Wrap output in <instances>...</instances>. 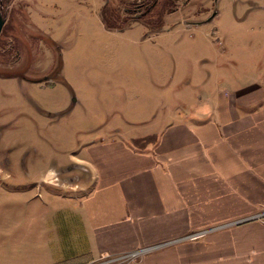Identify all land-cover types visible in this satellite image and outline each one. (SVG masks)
<instances>
[{
	"label": "crops",
	"instance_id": "0c3cea01",
	"mask_svg": "<svg viewBox=\"0 0 264 264\" xmlns=\"http://www.w3.org/2000/svg\"><path fill=\"white\" fill-rule=\"evenodd\" d=\"M204 35L211 43L200 77L183 84L188 96L171 72L157 77L152 97L130 95L121 121L72 156L79 177L24 192L18 264H92L218 226L124 264H264L263 48L235 62L215 44L217 29Z\"/></svg>",
	"mask_w": 264,
	"mask_h": 264
},
{
	"label": "rangeland",
	"instance_id": "374dc122",
	"mask_svg": "<svg viewBox=\"0 0 264 264\" xmlns=\"http://www.w3.org/2000/svg\"><path fill=\"white\" fill-rule=\"evenodd\" d=\"M103 8L123 32L104 27ZM0 13V264L24 255V192L79 177L72 156L121 121L130 95L152 97L157 77L171 72L177 95L188 96L183 84L200 77L211 43L205 33L217 29L228 60L254 61L255 48L264 58V0H0ZM101 259L92 264H111Z\"/></svg>",
	"mask_w": 264,
	"mask_h": 264
},
{
	"label": "built area",
	"instance_id": "2783aa9c",
	"mask_svg": "<svg viewBox=\"0 0 264 264\" xmlns=\"http://www.w3.org/2000/svg\"><path fill=\"white\" fill-rule=\"evenodd\" d=\"M263 219H264V212L262 213ZM223 226H218V227H213V228H208V229H204L202 231H198V232H194L188 235H185L183 237L174 239V240H170V241H166V242H162V243H158V244H154L151 246H147V247H140L138 249H135L134 251L125 253V254H121V255H117V256H113V257H108L106 258L107 260H105L104 263H114V262H130V261H135L139 258H141L142 256H144L147 253H150L152 251L167 247V246H171L174 245L176 243L179 242H183V241H195L198 239L203 238L206 234L221 229ZM99 264H103L102 262H100Z\"/></svg>",
	"mask_w": 264,
	"mask_h": 264
},
{
	"label": "trees",
	"instance_id": "16d2710c",
	"mask_svg": "<svg viewBox=\"0 0 264 264\" xmlns=\"http://www.w3.org/2000/svg\"><path fill=\"white\" fill-rule=\"evenodd\" d=\"M104 8H103V10L101 12V15H102V23H103L104 27L107 28V29H119V30L123 29L121 26H118V25L116 26L115 24H112V22L110 21L109 17L106 16L108 14H105L104 15V13H105ZM144 141H147V138L144 139Z\"/></svg>",
	"mask_w": 264,
	"mask_h": 264
},
{
	"label": "water",
	"instance_id": "95a60500",
	"mask_svg": "<svg viewBox=\"0 0 264 264\" xmlns=\"http://www.w3.org/2000/svg\"><path fill=\"white\" fill-rule=\"evenodd\" d=\"M214 15H212L211 17H213ZM5 23V20L4 18L2 17L1 13H0V33H1V30H2V27Z\"/></svg>",
	"mask_w": 264,
	"mask_h": 264
},
{
	"label": "flooded vegetation",
	"instance_id": "af4514ba",
	"mask_svg": "<svg viewBox=\"0 0 264 264\" xmlns=\"http://www.w3.org/2000/svg\"><path fill=\"white\" fill-rule=\"evenodd\" d=\"M141 15V14H140ZM116 30H119V29H116Z\"/></svg>",
	"mask_w": 264,
	"mask_h": 264
}]
</instances>
